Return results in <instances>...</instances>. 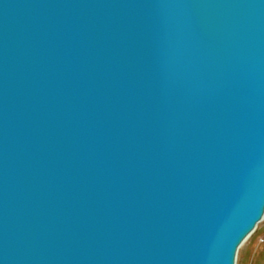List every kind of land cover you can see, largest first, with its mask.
<instances>
[{
  "label": "water",
  "instance_id": "1",
  "mask_svg": "<svg viewBox=\"0 0 264 264\" xmlns=\"http://www.w3.org/2000/svg\"><path fill=\"white\" fill-rule=\"evenodd\" d=\"M264 215V0H0V264H235Z\"/></svg>",
  "mask_w": 264,
  "mask_h": 264
},
{
  "label": "rangeland",
  "instance_id": "2",
  "mask_svg": "<svg viewBox=\"0 0 264 264\" xmlns=\"http://www.w3.org/2000/svg\"><path fill=\"white\" fill-rule=\"evenodd\" d=\"M235 264H264V215L239 246Z\"/></svg>",
  "mask_w": 264,
  "mask_h": 264
}]
</instances>
